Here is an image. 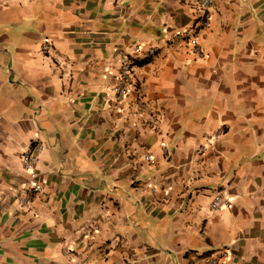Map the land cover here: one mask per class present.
<instances>
[{
	"label": "crops",
	"instance_id": "0c3cea01",
	"mask_svg": "<svg viewBox=\"0 0 264 264\" xmlns=\"http://www.w3.org/2000/svg\"><path fill=\"white\" fill-rule=\"evenodd\" d=\"M209 13L198 29L193 0H0V264H264V0ZM187 29L198 55L169 40ZM135 45L158 51L116 102Z\"/></svg>",
	"mask_w": 264,
	"mask_h": 264
},
{
	"label": "built area",
	"instance_id": "2783aa9c",
	"mask_svg": "<svg viewBox=\"0 0 264 264\" xmlns=\"http://www.w3.org/2000/svg\"><path fill=\"white\" fill-rule=\"evenodd\" d=\"M198 6L201 16L200 24L198 29H205L210 26V13L209 10L212 7L214 0H193ZM180 39L186 45L189 46L190 51L198 55L200 54V46L198 42L197 30H183L179 33L173 34L169 40L175 41V39ZM50 44L45 42L42 49L43 52L48 51ZM158 47L156 46H146L142 47L140 45H135L132 51L124 58L123 62L118 68V72L115 76V82L112 86V96L113 100L116 102L122 101L130 92V89L134 85L133 76V65L136 60L147 59L156 55ZM138 112H136V115ZM220 132V130H219ZM218 133H216L217 135ZM44 146L42 141L34 140L30 143L22 152L20 156V161L24 169L32 170L38 161L39 154L43 150ZM206 147L202 146V150ZM146 160H151L149 154L145 156ZM41 185L38 182L33 183L29 188L26 189L25 194L18 197V202L21 206L25 208L31 207V198L35 192L40 191ZM229 206V200L226 198L223 189H218L215 191L210 202V210L216 212L220 209ZM64 254L67 256L71 255V251L68 248L64 249ZM223 252L210 253L203 255V260L205 264H219L220 260L223 258Z\"/></svg>",
	"mask_w": 264,
	"mask_h": 264
},
{
	"label": "trees",
	"instance_id": "16d2710c",
	"mask_svg": "<svg viewBox=\"0 0 264 264\" xmlns=\"http://www.w3.org/2000/svg\"><path fill=\"white\" fill-rule=\"evenodd\" d=\"M146 61H147V59H145V60H141V61H137V63L142 64V63H144V62H146Z\"/></svg>",
	"mask_w": 264,
	"mask_h": 264
}]
</instances>
